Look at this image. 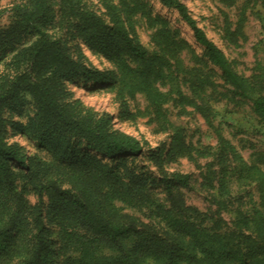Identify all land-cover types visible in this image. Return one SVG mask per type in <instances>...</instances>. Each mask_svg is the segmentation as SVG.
Segmentation results:
<instances>
[{
  "label": "rangeland",
  "instance_id": "obj_1",
  "mask_svg": "<svg viewBox=\"0 0 264 264\" xmlns=\"http://www.w3.org/2000/svg\"><path fill=\"white\" fill-rule=\"evenodd\" d=\"M33 1L0 0V10L5 11L1 29L8 30L11 26L14 17L10 10L13 7L29 5ZM46 2L50 8L44 26L46 42L57 41L64 58H54L49 64L48 56L27 57L17 63L15 55L33 46L36 39L26 40L19 30L16 32L15 50H11L0 63L1 140L18 144L26 158L37 165L51 164L54 159L40 145L36 131L43 117L40 102L47 106L52 101L81 121L92 117L94 124L139 140L144 155L135 164L139 169L144 168L149 177L157 179L150 194L165 208L175 209L179 204L201 215L210 217L214 214V220L221 222L222 232L235 230L240 213L252 216L256 210L262 211L259 183L248 169L256 167L264 173V124L254 115L250 101L241 98L226 83L221 70L209 61L205 49L196 42L194 32L177 11L164 7L159 0H80L70 16L67 4L71 0ZM182 2L198 26L224 53L232 69L239 76L264 85L262 1ZM139 3L145 6L143 11L137 10ZM83 5L84 11L92 12L108 27L122 26L130 36L134 29L151 57L159 54L170 63L169 67L163 65L165 78L156 83L157 89L167 96L166 103L159 110L149 104L145 94L133 95L126 83H121V59L128 60L130 68L137 67L134 59L127 58V50H121L123 41L119 40L117 49L109 53L91 45V40L98 41L103 32H99L100 37L99 33L89 37L82 31L87 23L81 18ZM41 23L40 20L37 25ZM162 31L167 32L173 41L169 49L160 47L162 40L157 35ZM69 64L77 72L75 79L70 74ZM95 69L110 73V82L101 84L81 78L85 76L81 74L83 70ZM176 129H180L189 151L188 154L174 151L168 157L166 154ZM158 147L165 154L162 168L149 160L148 151ZM80 149L93 158L103 157L86 142ZM13 166L18 173L15 191L20 193L27 187V208H32L38 199L31 186L26 184L28 170H22L17 163ZM174 174L190 175L191 187L182 188L175 182L169 194L161 180L172 178ZM35 175L45 178V173H40L37 168ZM52 176L64 188L72 187L63 173L55 171ZM12 194L3 195L0 186V223L17 211L18 203ZM218 201L227 205L226 211L220 209ZM117 206L145 223L153 226L160 223L154 208L138 210L124 203H117ZM208 219L205 226L210 228L211 219ZM0 264L20 262L14 260Z\"/></svg>",
  "mask_w": 264,
  "mask_h": 264
},
{
  "label": "trees",
  "instance_id": "obj_2",
  "mask_svg": "<svg viewBox=\"0 0 264 264\" xmlns=\"http://www.w3.org/2000/svg\"><path fill=\"white\" fill-rule=\"evenodd\" d=\"M159 1L178 12L194 32L196 42L205 49L209 61L221 70L226 83L241 98L250 101L254 115L264 124V85L243 78L232 69L224 53L198 26L182 0ZM261 1L264 5V0ZM79 2L71 0L67 4L70 16ZM137 7L138 11L145 8L141 3ZM84 9L83 5L81 18L87 23L82 31L89 37L103 32V37L91 40V45L109 53L117 49L119 40L123 41L121 50H127V58L134 59L137 67L130 68L128 60L121 59V83H126L133 95L145 94L149 104L159 110L167 96L157 89L156 83L165 78L163 65L169 67L170 63L159 54L151 57L134 29L130 36L122 26L108 27ZM10 11L14 20L9 29L0 26V63L15 50L18 30L22 38L36 41L15 55L17 63L27 57L48 56L49 64L54 58L63 60L58 42H46L44 26L50 11L46 0L17 5ZM4 12L0 10V23ZM40 20L41 25H37ZM157 37L162 40V49L173 46L167 32L162 31ZM69 71L75 79L77 72L72 66ZM81 74L85 75L81 78L101 84L111 80L110 73L97 69L83 70ZM40 104L43 117L37 125L36 136L40 145L52 155L51 164L37 165L26 158L18 144H7L0 139V186L3 195L13 192L18 203L15 214L0 223V263L19 260L20 264H264V173L259 169L251 167L248 172L259 183L262 211L256 210L252 216L240 213L235 230L222 232L221 222L214 220V214L208 217L179 204L175 209H167L153 200L150 191L155 188L157 179L149 177L144 168L139 169L135 164L144 155L135 137L94 124L92 117L81 121L52 101L47 106L42 101ZM174 132L166 156L174 151L188 154L180 129ZM83 142L103 156L102 159L81 151ZM160 150L158 147L148 152L149 160L162 168L165 154ZM14 163L28 170L26 184L38 199L32 208H27V187L20 193L15 191L18 173ZM35 168L40 173L43 171L45 178L35 175ZM54 170L66 175L72 187L64 188L52 176ZM161 182L171 194L175 182L182 188H190L191 176L174 174ZM117 203L138 210L154 208L160 223L157 226L145 223L135 215L124 213ZM217 204L223 211L228 208L222 201ZM208 218L211 219L210 228L205 226Z\"/></svg>",
  "mask_w": 264,
  "mask_h": 264
}]
</instances>
